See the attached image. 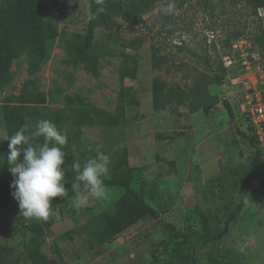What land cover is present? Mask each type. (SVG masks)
<instances>
[{
    "label": "rangeland",
    "instance_id": "374dc122",
    "mask_svg": "<svg viewBox=\"0 0 264 264\" xmlns=\"http://www.w3.org/2000/svg\"><path fill=\"white\" fill-rule=\"evenodd\" d=\"M4 4L6 0H0V6ZM257 13V18L251 16L242 0H178L168 5L156 0L139 24L117 18L111 41L102 27L95 30V43L107 45L112 54L100 60L94 78L86 65L73 68L66 63L67 44L83 33L87 21L86 0L44 1L45 20L57 27L55 39L47 44L46 59L35 73L31 54L12 61L10 83L0 90V124L3 99L17 95L23 85L45 93L51 109L82 99L108 112L126 90L125 124L85 129L83 147L100 146L110 157L109 176L116 151L126 149L127 163L136 169L130 186L157 213L155 220L139 222L115 240L96 245L82 226L111 208L122 190L107 188L104 200L90 199L84 207L76 206V195L57 197V214L39 221L45 231L42 252L48 258L59 264H264V145L243 208L228 234L216 243L199 238L224 229L225 204L230 199L238 202L237 195L231 197L230 176L250 156L237 135L247 129L237 102L244 73L241 52L252 55L256 64L264 63V9ZM220 76L217 86L214 79ZM155 81L184 91L198 86L217 103L206 113L195 110L198 101L180 107L179 116L166 109L154 111ZM0 167L10 172L6 159L0 160ZM160 223L194 235L178 246L167 239ZM28 237L16 208L0 202V246L12 250L9 264H29L20 246Z\"/></svg>",
    "mask_w": 264,
    "mask_h": 264
},
{
    "label": "trees",
    "instance_id": "16d2710c",
    "mask_svg": "<svg viewBox=\"0 0 264 264\" xmlns=\"http://www.w3.org/2000/svg\"><path fill=\"white\" fill-rule=\"evenodd\" d=\"M45 0H6L0 6V90L10 83L9 70L13 60L23 54H31V74L35 73L46 59L47 44L54 41L56 24L48 22L44 17ZM156 0H86L88 17L83 33L67 44L69 57L66 63L73 68L79 64L87 66L94 78L99 76V63L104 57L112 54L110 47L95 43V30L102 27L105 39L111 41L119 18L129 24L142 22V15L149 11ZM164 4H172L178 0H160ZM250 9L251 16L257 18L259 9L264 8V0H242ZM222 76L215 77L214 83L221 85ZM129 99L127 91H123L119 103L113 112L92 107L82 99L71 101L61 109H51L47 103L45 93L31 91L23 85L17 95H7L1 107L2 126L7 137L15 134L21 127L26 128V135H32L35 125L40 120L52 121L58 129L66 132L68 143L64 146L66 177L71 182L76 175L72 164L79 161L81 165L96 156L97 146L91 149L83 147L84 130L103 126L116 129L126 122L125 101ZM152 108L154 111L166 109L169 113L179 116V108L190 106L193 102H200L195 110L201 109L206 113L208 107H213L217 101L205 94L198 86L184 91L180 87L165 88L164 85L153 82L151 85ZM207 101V103H202ZM239 139L247 146L250 156L247 162L236 168L231 174L229 189L231 197H238V202L230 199L224 210L227 217L224 229L217 235L200 234L199 238L205 242L216 243L227 233L228 226L237 218L243 208V201L248 195V188L255 177V170L262 160V149L256 139L246 131H237ZM32 144L43 143L42 137H32ZM8 141L0 142V160L7 159ZM102 151V149H101ZM103 152V151H102ZM116 161L112 166V174L105 180L106 188H119L122 194L112 204L111 208L88 220L82 230L96 245H102L115 240L119 235L135 226L139 222L152 221L157 218L156 211L148 205L141 192L134 191L131 183L136 175V169L127 163V151L120 148L116 151ZM23 160V155L19 158ZM13 176L0 167V202L12 206L17 210L19 222L25 227L29 237L21 242V251L29 264H59L48 258L42 252L45 243V231L39 221L29 220L20 216L18 202L13 198L11 184ZM68 199L74 195L71 183L66 185ZM235 195H234V194ZM53 206L56 201L53 200ZM166 232L167 239L181 246L191 240L193 233L183 230L170 223L158 225ZM11 249L0 246V264H9ZM190 264H196L191 261ZM225 264V263H223Z\"/></svg>",
    "mask_w": 264,
    "mask_h": 264
},
{
    "label": "clouds",
    "instance_id": "9594fccd",
    "mask_svg": "<svg viewBox=\"0 0 264 264\" xmlns=\"http://www.w3.org/2000/svg\"><path fill=\"white\" fill-rule=\"evenodd\" d=\"M21 127L14 135L7 137L8 153L6 163L13 176L12 196L18 202L20 216L29 220L46 222L57 214L60 206H53L57 197H67L66 185L76 193V206H87L90 199L102 201L106 198L105 180L109 178L111 160L97 146L96 156L72 164L76 175L70 182L66 177L64 146L67 134L50 120H40L32 135H26ZM42 137L43 143L33 145L32 137ZM23 155V160L20 157Z\"/></svg>",
    "mask_w": 264,
    "mask_h": 264
},
{
    "label": "built area",
    "instance_id": "2783aa9c",
    "mask_svg": "<svg viewBox=\"0 0 264 264\" xmlns=\"http://www.w3.org/2000/svg\"><path fill=\"white\" fill-rule=\"evenodd\" d=\"M240 58L244 73L240 78L241 97L237 110L245 120L249 135L261 147L264 145V63L256 64L253 56L243 51ZM230 64V61L226 63Z\"/></svg>",
    "mask_w": 264,
    "mask_h": 264
},
{
    "label": "crops",
    "instance_id": "0c3cea01",
    "mask_svg": "<svg viewBox=\"0 0 264 264\" xmlns=\"http://www.w3.org/2000/svg\"><path fill=\"white\" fill-rule=\"evenodd\" d=\"M264 9V8H263ZM6 138H7V134H6V132H5V130L3 129V126H2V124H0V142H4V141H6ZM228 234V231H227V233H226V235ZM225 235V236H226ZM252 248H254V246L252 247ZM255 250V249H254ZM264 250V249H263ZM263 254H264V251H263ZM256 258L259 256L258 255V253L257 254H255L254 255ZM253 256V257H254Z\"/></svg>",
    "mask_w": 264,
    "mask_h": 264
}]
</instances>
